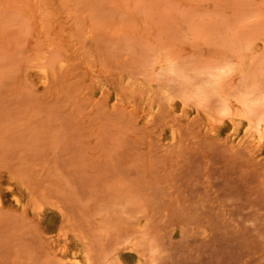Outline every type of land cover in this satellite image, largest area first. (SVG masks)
<instances>
[{
	"label": "rangeland",
	"instance_id": "rangeland-1",
	"mask_svg": "<svg viewBox=\"0 0 264 264\" xmlns=\"http://www.w3.org/2000/svg\"><path fill=\"white\" fill-rule=\"evenodd\" d=\"M263 99L264 0H0V264H264Z\"/></svg>",
	"mask_w": 264,
	"mask_h": 264
},
{
	"label": "bare ground",
	"instance_id": "bare-ground-1",
	"mask_svg": "<svg viewBox=\"0 0 264 264\" xmlns=\"http://www.w3.org/2000/svg\"><path fill=\"white\" fill-rule=\"evenodd\" d=\"M217 80H218V78H215V79H213V82H217ZM214 83V84H215ZM262 103L264 104V99L262 100ZM264 123V116H262V117H260V118H258V120H257V125H259V135H258V142H259V144H261L260 142H263L262 140L264 139V130L262 129V124ZM255 142L257 141V140H254ZM257 145V144H256ZM13 193V192H12ZM17 195V194H16ZM11 197V196H10ZM11 198H13V195H12V197ZM15 198V200H17V198H16V196L14 197ZM18 199H19V197H18ZM18 201V200H17ZM16 202V201H15ZM16 203H19V201L18 202H16Z\"/></svg>",
	"mask_w": 264,
	"mask_h": 264
}]
</instances>
